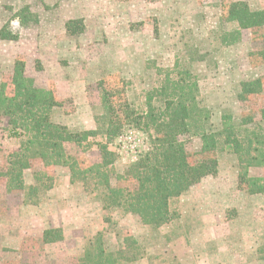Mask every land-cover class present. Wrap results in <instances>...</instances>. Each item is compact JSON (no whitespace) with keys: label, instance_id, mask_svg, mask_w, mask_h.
<instances>
[{"label":"rangeland","instance_id":"1","mask_svg":"<svg viewBox=\"0 0 264 264\" xmlns=\"http://www.w3.org/2000/svg\"><path fill=\"white\" fill-rule=\"evenodd\" d=\"M234 2L264 9V0H0V31L15 37L0 39V88L12 94L15 63L24 61L26 76L60 104L51 112L55 123L97 132L87 143L66 144L77 176L38 160L24 172L25 190H14L6 173L21 140L0 118V264H76L98 234L107 253L126 251L125 264H264V195L240 185L241 176L264 177V86L239 97L243 82L264 85L261 32L228 20ZM179 97L193 109L180 140L195 160L202 135L225 122L240 148L220 140L211 154L218 174L174 199L172 220L156 229L106 208L99 179L86 170L102 163L95 143L108 144L112 184L133 190L125 176L152 149L149 108L161 111ZM107 104L122 127L110 143ZM126 108L143 119L140 128L125 124ZM35 173L40 191L29 199ZM47 230H61L62 239L45 243Z\"/></svg>","mask_w":264,"mask_h":264},{"label":"trees","instance_id":"2","mask_svg":"<svg viewBox=\"0 0 264 264\" xmlns=\"http://www.w3.org/2000/svg\"><path fill=\"white\" fill-rule=\"evenodd\" d=\"M228 20L236 23L240 30L261 32V46L257 52L264 63V9L252 10L245 2H234L228 10ZM77 22L67 24V29L77 33ZM15 37L6 30L0 31V39L11 40ZM263 81L241 83L240 99L259 94L263 91ZM12 94L6 92V86L0 88V118L8 121L9 137L21 140L16 153L11 156L8 172L9 184L14 190H25L24 172L31 169L33 162L40 160L46 167L63 165L70 168L72 175L77 176L76 166L70 162L66 144L89 142L97 135L96 131L73 132L68 127L55 123L51 118L54 108L60 106L51 90L37 88L34 80L25 74V62L15 63L12 78ZM106 103V102H105ZM109 117L108 127L104 135L110 141L121 132L117 122L119 116L112 105L107 104ZM150 107V106H149ZM122 111L125 124H133L140 128V116L134 112ZM155 111L161 112L158 116ZM192 106L183 97L168 102L163 110L149 108L146 115L152 149L132 165L125 178L136 182L133 190L114 186L111 172L108 170L114 163L115 154L109 150L108 144L95 143L101 156V164H95L86 172H92L99 179L97 189L102 195L106 208L123 209L126 213L137 215L144 225L161 228L172 220L170 204L204 178L216 176L219 171V161L211 154L217 149L220 140L234 144L239 151V141L234 138V130L229 124H223V130L205 132L202 135L203 146L201 159L191 156L180 137L190 133V121L193 119ZM264 118V116H263ZM120 119V118H119ZM230 123V116L224 121ZM250 118H243L242 123L249 124ZM237 151V152H238ZM117 180L120 178L117 177ZM39 175L35 173V183L29 190V199L40 191ZM241 187L246 186L250 194L264 195V177L250 178L241 176ZM46 189H50L47 187ZM100 195V196H101ZM31 196V198H30ZM36 205V202H30ZM102 235L98 234L86 248L84 256L76 264H125L128 263L127 253L120 250L116 254L107 253L103 246ZM42 239L45 243H53L62 239L61 230H47ZM264 248V247H263ZM123 259V262H120Z\"/></svg>","mask_w":264,"mask_h":264}]
</instances>
